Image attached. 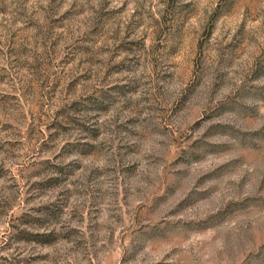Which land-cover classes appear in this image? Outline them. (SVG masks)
<instances>
[{"label": "rangeland", "instance_id": "obj_1", "mask_svg": "<svg viewBox=\"0 0 264 264\" xmlns=\"http://www.w3.org/2000/svg\"><path fill=\"white\" fill-rule=\"evenodd\" d=\"M0 264H264V0H0Z\"/></svg>", "mask_w": 264, "mask_h": 264}]
</instances>
